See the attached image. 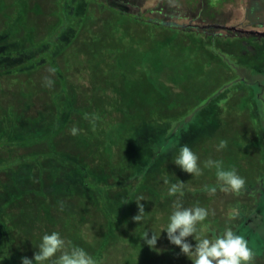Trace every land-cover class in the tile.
<instances>
[{
	"label": "trees",
	"instance_id": "16d2710c",
	"mask_svg": "<svg viewBox=\"0 0 264 264\" xmlns=\"http://www.w3.org/2000/svg\"><path fill=\"white\" fill-rule=\"evenodd\" d=\"M221 2L200 3L198 11L215 9ZM92 3L175 35H204L212 52L223 32L264 45L260 30L225 27L217 23L215 14V22L205 26L194 23H204L203 14L179 23L182 12L165 5L136 14L131 8H139L138 0H55L54 20L46 34L38 36L28 23L37 5L32 10L31 0H0V77L28 76L48 67L59 81V89L49 95L50 104L39 103L41 109L26 95L0 107V258L4 259L0 264H20L23 257L32 258L40 238L53 231L83 248L97 264H146L147 253L140 244L144 231L132 219L138 213L137 197H144L143 225L162 222L163 216L167 220L175 197L167 195L164 178L190 187L186 180L191 175L172 163L179 147L186 144L200 158H207L205 150L200 155L201 148L210 145L218 133L219 111L224 110L220 105L232 108L235 104L242 111L251 106L254 87L262 89L234 73L235 80L217 86L190 109L164 117L157 112L170 109L162 105L167 96L152 87L157 93L149 96L155 112L130 110L123 101L120 111L110 110L117 111L123 121L106 125L104 117L97 118L80 105L79 93L67 84L58 65V58L80 35ZM187 9L191 13V7ZM152 12L156 16L147 15ZM250 23L262 27L260 22ZM219 61L229 70H233L230 64L238 68L233 55L228 56V63L222 57ZM144 78L146 83L155 81ZM240 90L245 95L228 101ZM31 109L34 113L28 114ZM74 127L79 130L76 135L71 133Z\"/></svg>",
	"mask_w": 264,
	"mask_h": 264
},
{
	"label": "rangeland",
	"instance_id": "374dc122",
	"mask_svg": "<svg viewBox=\"0 0 264 264\" xmlns=\"http://www.w3.org/2000/svg\"><path fill=\"white\" fill-rule=\"evenodd\" d=\"M256 1L257 4L253 0H222L215 9L206 7L199 12L202 9L200 3L211 5L214 0H138L139 8L131 10L136 14L145 13L146 9L158 10L165 5L182 12V18L177 20L179 23H189L191 17L203 14L204 18L207 17L205 22L194 23L205 26L208 22H215L213 16L216 15L217 23L225 27L264 30V27H254L250 23L252 20L264 24V2ZM34 5L37 10L29 13L28 23L38 36H43L54 20L55 0H31L32 10ZM189 6L191 13H187ZM195 8L198 9L195 11ZM250 9L254 10L251 12ZM147 15L156 16L154 12ZM205 38L204 35H175L173 31L139 22L92 3L80 35L58 58V65L67 84L79 93L80 105L88 107L97 118L104 117L106 125L122 119L117 111L110 110L117 108L120 111L125 106L123 101L128 102L130 110L138 109L148 115L155 112L157 107L149 96L157 93L152 87L162 90L167 96L162 105L170 107L165 113L158 109L157 114L171 117L174 112L177 116L184 109L193 107L217 86L235 80L234 73L247 77L252 83L257 82L262 89L254 87L250 107L239 111L235 104L232 108L220 105L224 110L219 111L218 133L210 145L201 148L200 155L204 156L205 150L208 157H199L201 166L203 161L214 159L222 161L225 170L234 169L245 179L244 188L239 192L222 191L217 184L216 170L204 169L199 178L193 176L186 180L190 181V187H184L182 199L185 207L198 204L208 210L207 219L200 225L204 235L214 239L226 228H231L248 241L254 253L252 264H264V45L223 32L222 39L216 42L215 54L207 47ZM219 55L227 63L229 55L237 57L235 64L238 68L230 64L233 70L227 69L220 63ZM145 76L156 82L146 83ZM48 79L53 81L50 87L47 86ZM58 89V77L48 67L28 76L0 77V107L26 95L36 103V108L41 109L39 103L50 104L49 95ZM243 95L245 92L240 90L228 101L236 102ZM32 113L34 109L28 114ZM220 140H226L228 144L226 149L218 152L215 146ZM243 154L247 155L244 157ZM212 187L217 189L214 193L210 191ZM163 217L162 222L156 221L149 226L140 223L138 229L158 234L167 222ZM139 238L141 240L142 236ZM187 239L195 244L191 237ZM140 244L147 253L146 264H192L168 242L166 233H161L153 250L143 240Z\"/></svg>",
	"mask_w": 264,
	"mask_h": 264
},
{
	"label": "clouds",
	"instance_id": "9594fccd",
	"mask_svg": "<svg viewBox=\"0 0 264 264\" xmlns=\"http://www.w3.org/2000/svg\"><path fill=\"white\" fill-rule=\"evenodd\" d=\"M52 84L53 81L48 79L47 86L50 87ZM78 131L75 127L71 129L73 135H76ZM227 144L226 140H220L215 146L216 151H223ZM172 163L184 173L190 174L191 177L203 175L204 169H215L217 184L225 192H239L246 183L245 179L234 169L225 170L220 160L207 159L201 166L199 156L186 144L179 147ZM163 183L167 185V195L175 199L172 202L167 222L162 225L159 233L156 234L149 230L143 233V242L149 249H155L163 232L166 233L168 242L176 246L192 264H252L254 253L244 236L237 234L231 228H226L214 239L204 235L200 225L207 219L208 210L198 204L185 207L182 199L184 182L176 179L173 183L165 177ZM216 190V187L210 188L213 193ZM141 201H144V197H137L135 203L138 213L132 218L137 224L144 222L147 215ZM149 232H151L150 237ZM189 237L195 241L194 245L188 241ZM3 260L0 258V261ZM20 264H97V261L83 248L72 245L59 232L53 231L45 233L40 238L32 258L23 257Z\"/></svg>",
	"mask_w": 264,
	"mask_h": 264
},
{
	"label": "flooded vegetation",
	"instance_id": "af4514ba",
	"mask_svg": "<svg viewBox=\"0 0 264 264\" xmlns=\"http://www.w3.org/2000/svg\"><path fill=\"white\" fill-rule=\"evenodd\" d=\"M262 27H264V24L262 25ZM260 32L262 33V35H264V30H260ZM241 35H243V34H241Z\"/></svg>",
	"mask_w": 264,
	"mask_h": 264
}]
</instances>
